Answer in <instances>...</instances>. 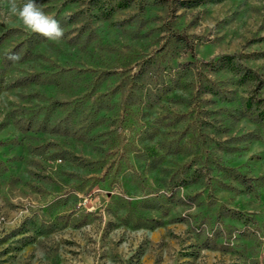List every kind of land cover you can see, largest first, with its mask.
<instances>
[{"label": "rangeland", "instance_id": "rangeland-1", "mask_svg": "<svg viewBox=\"0 0 264 264\" xmlns=\"http://www.w3.org/2000/svg\"><path fill=\"white\" fill-rule=\"evenodd\" d=\"M36 3L63 38L0 0V264H264V0Z\"/></svg>", "mask_w": 264, "mask_h": 264}, {"label": "clouds", "instance_id": "clouds-1", "mask_svg": "<svg viewBox=\"0 0 264 264\" xmlns=\"http://www.w3.org/2000/svg\"><path fill=\"white\" fill-rule=\"evenodd\" d=\"M8 2L9 14L18 17L26 29L53 41L63 38L64 29L60 22L47 15L36 3V0H25L23 7H19L16 0H8ZM7 58L16 62L21 57L18 54H9Z\"/></svg>", "mask_w": 264, "mask_h": 264}, {"label": "trees", "instance_id": "trees-1", "mask_svg": "<svg viewBox=\"0 0 264 264\" xmlns=\"http://www.w3.org/2000/svg\"><path fill=\"white\" fill-rule=\"evenodd\" d=\"M223 56H227V55H223Z\"/></svg>", "mask_w": 264, "mask_h": 264}]
</instances>
